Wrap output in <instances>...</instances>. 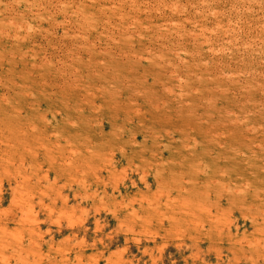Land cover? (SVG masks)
Here are the masks:
<instances>
[{
    "label": "rangeland",
    "instance_id": "1",
    "mask_svg": "<svg viewBox=\"0 0 264 264\" xmlns=\"http://www.w3.org/2000/svg\"><path fill=\"white\" fill-rule=\"evenodd\" d=\"M0 264H264V0H0Z\"/></svg>",
    "mask_w": 264,
    "mask_h": 264
},
{
    "label": "bare ground",
    "instance_id": "2",
    "mask_svg": "<svg viewBox=\"0 0 264 264\" xmlns=\"http://www.w3.org/2000/svg\"><path fill=\"white\" fill-rule=\"evenodd\" d=\"M155 109L158 111V106L156 107L155 106ZM163 109V108H162ZM160 110V109H159ZM167 111H168V108L166 109ZM165 111V110H164ZM166 111V112H167ZM173 110H171V112H167V113H169V115L170 114H172L173 112H172ZM165 112V113H166ZM178 112H180V108L178 109ZM127 113V112H126ZM176 113H177V109H176ZM160 115V114H159ZM177 115V114H176ZM167 116H168V114H167ZM178 116H179V118H180V114H178ZM169 117V116H168ZM171 117V116H170ZM171 121H172V119H170ZM168 121V120H167ZM228 122V121H227ZM231 122V121H230ZM201 125V124H200ZM222 125V124H221ZM223 128H224V126H223ZM227 130V129H226ZM229 132H230V130H228ZM175 134L176 133H178L177 131H173ZM226 132V131H225ZM232 132V131H231ZM230 132V133H231ZM138 134H139V132L138 133H135V135L134 136H132V137H134L133 139H132V141H133V143H138L137 142V140H138ZM168 137V136H167ZM227 137V136H226ZM230 138V137H229ZM227 139V138H226ZM119 150H120V152H122V155L120 156V160H116V164L117 165H120V164H123V162H129V163H127L128 165H131V163H133V161L132 160H134V158H138V153H136L137 151H131V155L130 154H128L129 153V151L128 150H126V149H123L122 148V146L121 147H119ZM136 158V159H137ZM113 159V158H112ZM112 159H111V162H112ZM131 162V163H130ZM113 165V164H112ZM114 166V165H113Z\"/></svg>",
    "mask_w": 264,
    "mask_h": 264
}]
</instances>
